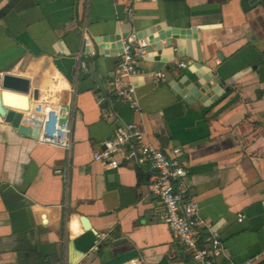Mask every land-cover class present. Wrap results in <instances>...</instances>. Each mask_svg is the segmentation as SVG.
I'll return each mask as SVG.
<instances>
[{"label":"crops","instance_id":"crops-1","mask_svg":"<svg viewBox=\"0 0 264 264\" xmlns=\"http://www.w3.org/2000/svg\"><path fill=\"white\" fill-rule=\"evenodd\" d=\"M157 24L199 28L197 40L144 38L131 111L110 87L121 48L92 59L91 42ZM198 53L227 91L186 105L173 91L202 73ZM3 73L29 79L28 109L67 107L71 143L40 144L0 121V264H196L159 221L147 168L93 161L122 122L161 151L181 150L188 197L220 236L219 262L264 264V0H0Z\"/></svg>","mask_w":264,"mask_h":264},{"label":"built area","instance_id":"built-area-1","mask_svg":"<svg viewBox=\"0 0 264 264\" xmlns=\"http://www.w3.org/2000/svg\"><path fill=\"white\" fill-rule=\"evenodd\" d=\"M148 57V43L144 39L129 34L121 40V53L110 87L131 111H138V99L131 79L139 73L138 62ZM179 65L184 66L183 63ZM156 75L164 77L162 73ZM22 117L20 125L38 128L37 143L69 151L71 128L66 106L47 101L36 102L32 108L22 112ZM180 155L179 148L169 153L155 148L136 124L122 122L93 152L92 159L111 170H116L120 164L146 167L150 174L149 192L160 203L159 221L166 225L175 241L190 253L191 261L196 264H221L219 259L223 254V245L220 236L199 218L196 201L188 197L186 172L179 161ZM96 238L100 240L103 235H96ZM240 264H251V261Z\"/></svg>","mask_w":264,"mask_h":264},{"label":"water","instance_id":"water-1","mask_svg":"<svg viewBox=\"0 0 264 264\" xmlns=\"http://www.w3.org/2000/svg\"><path fill=\"white\" fill-rule=\"evenodd\" d=\"M163 25H155L149 29H145L136 34L138 39H144L148 37L150 45L158 44L161 41L172 42L176 45L179 42L185 41H196L199 28H167L163 30ZM163 30V31H162ZM129 27L126 28H115L114 32L109 35H104L100 38L92 40L93 46V58L95 59L98 55H106L108 50H114L121 48V40L125 39L129 34ZM154 32H159L154 36ZM198 47V42H196ZM220 58V55H217ZM192 60L194 58H191ZM198 62L195 67L200 72H192L193 75L181 83H178V90L173 92L177 98L182 100L184 104H189L194 101H199L203 105H209L216 101V99L222 96L226 91L227 87L223 82L216 77L215 72L208 67H204L201 64L200 53L196 58ZM91 74L93 71L91 70ZM30 95V81L27 78L19 77L17 75L3 73L0 78V121H4L10 124L20 134L29 136L33 139L36 138L38 128H28L20 125L22 120V112L28 110V96ZM37 92L32 93V99L36 100ZM18 110L19 112H15ZM85 229H88V224L84 217L80 218Z\"/></svg>","mask_w":264,"mask_h":264},{"label":"bare ground","instance_id":"bare-ground-1","mask_svg":"<svg viewBox=\"0 0 264 264\" xmlns=\"http://www.w3.org/2000/svg\"><path fill=\"white\" fill-rule=\"evenodd\" d=\"M71 227H72V229L76 230V224L75 223H72Z\"/></svg>","mask_w":264,"mask_h":264}]
</instances>
